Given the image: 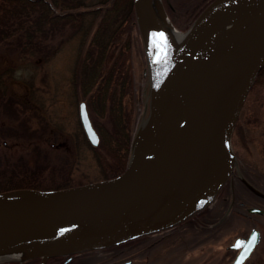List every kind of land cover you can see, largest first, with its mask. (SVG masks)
I'll list each match as a JSON object with an SVG mask.
<instances>
[{
    "label": "water",
    "instance_id": "1",
    "mask_svg": "<svg viewBox=\"0 0 264 264\" xmlns=\"http://www.w3.org/2000/svg\"><path fill=\"white\" fill-rule=\"evenodd\" d=\"M132 10L146 90L124 169L65 187L1 190L0 263L43 264L165 229L209 205L237 169L230 137L264 64V0H209L184 29L161 0H132ZM77 113L96 146L83 101ZM258 239L251 230L232 264Z\"/></svg>",
    "mask_w": 264,
    "mask_h": 264
},
{
    "label": "rangeland",
    "instance_id": "2",
    "mask_svg": "<svg viewBox=\"0 0 264 264\" xmlns=\"http://www.w3.org/2000/svg\"><path fill=\"white\" fill-rule=\"evenodd\" d=\"M82 1L92 4L99 0ZM163 1L166 2L174 24L180 27L185 28L199 12L197 0ZM129 45L128 61L133 88L138 96V100L133 102L135 116L133 130L140 118L143 94L146 90V74L143 72L145 61L135 24L130 28ZM45 46H47L44 49L47 58L39 52L27 55L17 51H7L0 44V71L5 70L8 73L9 90L26 103L24 117L25 115L29 117V125L41 130L40 135L29 139L10 135V129L17 126L20 117L8 118L0 115V163L13 162L19 156L30 160L34 148H38L47 154L52 162L61 159L70 160L74 179L82 182L101 179L99 166L88 147L89 143L78 119L77 104L79 101L85 103L86 100L84 97H75L69 83L70 67L78 46V37L70 36V31L66 28L46 39ZM117 46L118 42L108 47L104 69L111 62ZM130 106V101L126 99L124 107L128 109ZM85 107L91 119L93 115L86 104ZM239 119L241 128L235 131L233 129L230 137L232 149L234 147L243 154L239 147L246 141L244 132L247 131L246 138L249 136L250 143H253L252 161L255 160L257 170L264 177V84L255 87L249 93L243 103ZM102 120L107 123L104 118ZM260 181L264 184V178ZM211 204L212 202L209 205ZM238 209L244 211L242 208ZM201 213L207 214L206 209H202ZM260 220L262 222L260 221L259 227L257 226L261 236L259 245L252 252L249 260L255 258L261 250L264 217ZM253 225L256 227V224L248 221L245 215L237 216L236 213H231L224 224L213 231L208 226L200 227L199 230L185 226L181 227L183 229L177 236L172 234L170 236L165 232L144 237L139 244H132L129 247L119 244L116 247L111 246L109 250L83 251L68 264H119L127 259L130 261L128 264H230L231 252L225 250L224 246L232 240V237L245 235Z\"/></svg>",
    "mask_w": 264,
    "mask_h": 264
},
{
    "label": "trees",
    "instance_id": "3",
    "mask_svg": "<svg viewBox=\"0 0 264 264\" xmlns=\"http://www.w3.org/2000/svg\"><path fill=\"white\" fill-rule=\"evenodd\" d=\"M208 1L197 0L198 10ZM132 24V0H99L92 4L82 0H0V44L7 51L27 55L39 52L47 58L45 40L56 32L68 28L70 36L78 37L69 83L75 97L85 98L93 115L90 120L98 142L96 146L88 144V147L99 166L101 178L120 173L127 159L135 117L133 102L138 100L128 61ZM117 42L115 54L104 69L107 49ZM7 75V71H0V115L20 117L9 134L28 139L40 135L41 130L31 127L29 117H24L26 103L9 90ZM263 84L264 64L257 71L245 100L255 87ZM126 99L131 103L128 109L124 107ZM239 120L238 116L234 129L239 126ZM30 156V160L19 156L13 162L0 163V191L16 187L58 188L83 183L72 176L70 160L52 162L38 148H34ZM133 241L134 238L120 245ZM248 264H264V238L260 252Z\"/></svg>",
    "mask_w": 264,
    "mask_h": 264
},
{
    "label": "flooded vegetation",
    "instance_id": "4",
    "mask_svg": "<svg viewBox=\"0 0 264 264\" xmlns=\"http://www.w3.org/2000/svg\"><path fill=\"white\" fill-rule=\"evenodd\" d=\"M162 4L164 6V9L168 17L170 18L171 22L174 24V21L167 9L166 2L162 0ZM175 26L180 29L184 28V27H180V25L179 26L175 25ZM238 128L241 127L238 126L236 129H234V131L237 130ZM246 132L247 131L244 132V138L246 139V141L243 143V145L240 144L239 147V149L242 151L243 154L238 152L233 147V151L237 159V169L233 170L231 179L227 180L221 186V188L216 192L212 204L202 208V209H206L207 214L201 213L202 209H200L199 211L189 215L188 217H186L185 219H183L182 221L178 222L175 225H172L162 230L140 235L134 238L133 243L128 244L127 247L131 246L132 244L133 245L139 244V242H141L144 237L154 236L160 233L166 232L169 233V235L172 234L173 236H177L179 235L180 230L183 229L181 227H185V226H187V228L195 229V230H199L200 227L205 228L206 226H208L209 228L211 227L213 231L217 229V227L219 228L221 224H224L225 219L228 218L231 213H236L237 216H241V214H243L247 217L248 221L253 222L254 224H256V227L257 226L259 227L258 224L262 222L260 218L264 217V184L263 182L260 181V179L262 180L264 177L262 176L261 172L257 170L256 168L257 165L255 160L252 161L253 143H250L251 138H249V136L246 138ZM263 151H264V146H263ZM238 173H240L244 177V179L251 185V188L245 185L239 179ZM238 208H242L244 211H240ZM210 215H212V217L209 218L208 216ZM210 220L212 221L210 222ZM213 220L215 221L213 222ZM256 227L254 225L250 226L248 231L245 233V235L232 237V240L227 245L224 246L225 250L231 252L230 253L231 259L229 261L230 264L233 263L235 257L237 256L238 252L242 247V245L240 247H234L233 244L234 240L238 238L239 242H244L247 236L249 235L250 231L254 229L259 234L258 242L254 245L249 255L239 264L249 263L250 261L249 258L252 252L255 250V248L259 245V241L261 237L259 228ZM119 244L113 245L112 247H116ZM110 247L111 246L96 250H109L108 248ZM79 253L49 257L44 261L43 264H68ZM124 261H129V259ZM38 262H39V258H31L21 262H13V264H38Z\"/></svg>",
    "mask_w": 264,
    "mask_h": 264
},
{
    "label": "snow or ice",
    "instance_id": "5",
    "mask_svg": "<svg viewBox=\"0 0 264 264\" xmlns=\"http://www.w3.org/2000/svg\"><path fill=\"white\" fill-rule=\"evenodd\" d=\"M254 240H255V235H253V237L251 238V240L248 241L247 243H248V244H251ZM242 243H243V242H239V241H238L237 244L234 245V247H240ZM247 250H248V249H246V251H247ZM238 264H239V262H238Z\"/></svg>",
    "mask_w": 264,
    "mask_h": 264
}]
</instances>
